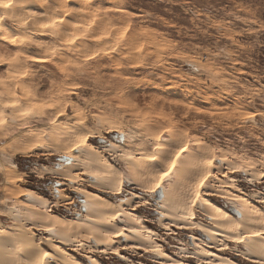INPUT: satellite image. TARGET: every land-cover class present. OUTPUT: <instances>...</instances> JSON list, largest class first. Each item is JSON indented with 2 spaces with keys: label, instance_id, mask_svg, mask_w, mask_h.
<instances>
[{
  "label": "rangeland",
  "instance_id": "374dc122",
  "mask_svg": "<svg viewBox=\"0 0 264 264\" xmlns=\"http://www.w3.org/2000/svg\"><path fill=\"white\" fill-rule=\"evenodd\" d=\"M3 231L83 264H264V0H0ZM13 241L0 264H27Z\"/></svg>",
  "mask_w": 264,
  "mask_h": 264
},
{
  "label": "bare ground",
  "instance_id": "6f19581e",
  "mask_svg": "<svg viewBox=\"0 0 264 264\" xmlns=\"http://www.w3.org/2000/svg\"><path fill=\"white\" fill-rule=\"evenodd\" d=\"M7 9H10V8H7ZM77 194H79L80 196L83 197V199L85 200L86 206L88 205L90 210L95 211L97 214L98 213L102 214V213L106 212V211L100 210L99 209L100 207H98V206L96 207L93 205L94 197L96 196L95 194H92V193H90L88 191H84V190L78 191ZM22 196H23V198H25V201H27V202L31 201L30 200L31 197L27 192H22ZM224 199L232 200L234 203L239 202L241 204H244V206L247 204L249 205L247 200H245L244 198L237 196V195L236 196L232 195L229 197L227 196V197H224ZM198 201L202 205L204 210L207 209L209 211V213L211 215V220L213 222V226L211 228H208V227L205 228L203 226H200V227H198V230L201 231L202 233H204L205 236H207L209 238H213L215 236H224V237L225 236L228 237L229 235L233 236L231 234L232 226L235 227L237 225V223H240V221L238 222L239 219L236 218L237 219V221H236L235 218L230 213H228L226 210L218 207L216 204L210 202L207 199L200 198ZM239 203H237V204H239ZM207 210H205V211H207ZM105 215L106 214H104V216ZM128 215L130 216L131 214H128ZM100 217H98V218H100ZM181 218H183V217H181ZM183 219L187 220L188 217H185ZM183 219H182V221H183ZM42 230L49 232L50 237H53V233L55 232L54 228L50 224H45L43 226ZM147 231L151 235H153V233H154L151 229H148V228H147L146 232ZM118 232H119V234L117 236L122 237V234H121L122 231L119 230ZM135 232H136V229L134 230L133 227H130L129 234L134 235ZM136 233H138V232H136ZM10 235H11V232L3 231L2 235L0 236V247H3L5 245H7V243H10V241H13L11 239ZM250 237H251V239H249L248 242H251L253 244L255 250H257V249L263 250L264 249V238L262 237V234L252 233V234H250ZM48 240H49V238L46 239L47 242H48ZM251 243H250V245H251ZM15 244H18L16 247V248H18V251H16V252L23 255V256H21V255L20 256L23 257L24 260L22 258L21 259L23 262L25 261L27 264H59V263H61V264H83L79 259H76L73 255L68 254L67 252L62 250L61 247H59L56 244L53 246V248L51 249L50 252L43 250L41 248H40V250H39V248L36 249V252L38 251V253H36V256L34 254L36 246L34 245V243L32 241H30V240L29 241L28 240L27 241H18ZM156 245H158V244H156ZM156 247H158V246H156ZM155 250L156 249H154V251ZM156 253H158V250H156ZM152 254L154 255L155 253L152 252ZM157 255L162 256L160 259H165V260H169V257H170V256H168V254L163 253V252H159ZM90 262H91V264H99L95 259H91ZM227 262H228V264H238L235 261H232L230 259H228L226 261V264H227ZM180 264H184V263H180Z\"/></svg>",
  "mask_w": 264,
  "mask_h": 264
},
{
  "label": "snow or ice",
  "instance_id": "6c2138e0",
  "mask_svg": "<svg viewBox=\"0 0 264 264\" xmlns=\"http://www.w3.org/2000/svg\"><path fill=\"white\" fill-rule=\"evenodd\" d=\"M3 6H5V7H6L7 5H3Z\"/></svg>",
  "mask_w": 264,
  "mask_h": 264
}]
</instances>
